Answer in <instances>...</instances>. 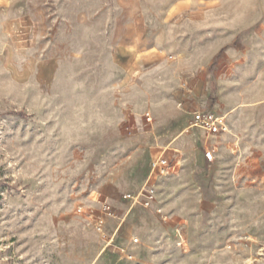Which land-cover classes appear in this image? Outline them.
Returning a JSON list of instances; mask_svg holds the SVG:
<instances>
[{"label":"rangeland","instance_id":"1","mask_svg":"<svg viewBox=\"0 0 264 264\" xmlns=\"http://www.w3.org/2000/svg\"><path fill=\"white\" fill-rule=\"evenodd\" d=\"M200 109L243 134L241 156L209 137L222 156L194 179L203 132L165 149L176 195L156 197L188 229L182 253L141 206L113 204ZM99 201L108 233L124 217L104 251ZM0 264H264V0H0Z\"/></svg>","mask_w":264,"mask_h":264},{"label":"built area","instance_id":"2","mask_svg":"<svg viewBox=\"0 0 264 264\" xmlns=\"http://www.w3.org/2000/svg\"><path fill=\"white\" fill-rule=\"evenodd\" d=\"M146 122H150L149 114H145ZM190 128L201 130L206 136L231 135L224 115L217 114L209 109H200L192 112V118L189 123ZM130 133V132H129ZM231 151L240 158L238 140L231 144ZM203 157L208 163L215 159L214 149L206 145L203 147ZM178 162L170 161L166 157L159 155L150 163L149 176L144 185L134 194L126 193L121 196L123 200L129 202V207L139 205L145 209L163 229L165 235L171 239L172 245L177 252H189L191 247L188 241V229L185 224L181 223L173 226L170 223L169 214L164 207L158 203L156 197V188L153 183L155 176H166L174 174L177 171ZM97 209H88L87 216L92 220V226L99 240L102 242V250H110L113 247L114 236L117 233L116 226L112 233L106 231V222L108 219H115V210L106 202H100ZM77 212L85 213L82 206H78ZM134 243L137 239L133 240ZM129 259L133 256L128 255Z\"/></svg>","mask_w":264,"mask_h":264},{"label":"crops","instance_id":"3","mask_svg":"<svg viewBox=\"0 0 264 264\" xmlns=\"http://www.w3.org/2000/svg\"><path fill=\"white\" fill-rule=\"evenodd\" d=\"M229 120H235V119H232V118H230ZM231 126V125H230ZM231 129H230V133L235 137V138H232V136H231V140H240V135L242 136L243 134H238V133H234L233 131H232V127H230ZM189 129H191L190 127H189V124L188 125H186L185 126V124H184V120H179L178 121V124H177V126H175V128H174V135L172 136V138L168 141V143L164 146V148H163V150H161V151H159L158 153V155L157 156H159V155H163V153H164V151H165V149H167L169 146H172L173 144H175L176 142H177V140L179 139H177V140H175L176 138H177V136H179L180 134H184V133H186V132H188V130ZM204 134V133H203ZM181 135V136H182ZM205 135V134H204ZM180 136V137H181ZM209 137H212V136H209ZM208 136H206L205 135V140H204V142H200V140H199V142L200 143H202L200 146H199V148L198 149H194V150H192V152L190 151V152H188V158H189V163L187 164V165H185V167H184V169H183V171H182V173H184V174H190V172L192 173L191 174V176L195 179V172H196V166L198 165H200L201 163L202 164H204L205 166H209L210 164H212L214 161H215V159L217 158V156L219 155V156H222V154H221V152L218 150V147H217V144H211V143H209L208 141H207V138H209ZM189 140V143H193V142H197V140H194L193 139V142H192V140H191V138L190 139H188ZM206 145H208V146H211L213 149H214V156H215V159H214V161L212 162V163H208L205 159H204V157H203V147H205ZM225 150V148H222V151H223V153L225 152L224 151ZM175 153H178L177 152V150H175ZM156 156V157H157ZM175 160H173V161H177L178 162V166H177V169H178V167H179V165H180V159H179V157H178V155L176 154L175 155ZM150 158H151V154H149V155H146L145 157H144V163H143V165H142V167H141V170H140V172L139 173H136V172H134L133 170L128 174V176H127V178L129 177V180H130V183H127V184H122V183H120L119 182V184L116 186L117 188H116V190H127V191H130L131 193H135V192H137L143 185H144V183L147 181V179H148V176H149V163H151V161H150ZM155 158V157H154ZM153 158V159H154ZM152 159V160H153ZM158 177H161V176H156V177H154L153 179V183H154V185H155V188H156V185H157V189L159 190L161 187H164V189H165V195L167 196V197H169V196H172L173 194L174 195H176L175 194V191H176V188H177V186H176V184L172 181V180H170V179H165V178H158ZM159 192V191H158ZM123 195V194H122ZM173 195V196H174ZM120 199H122V198H120ZM158 203H159V201H158ZM194 205L196 204V202H195V200H194V203H193ZM115 207H118L119 206V208H116V209H123L124 207H126L127 209L125 210V209H123V211L125 210V214H124V217L126 216V214L128 213V211L130 210V209H132V207L130 208L129 206H128V201H126V200H121V201H114V204H113ZM174 205H176V202L174 201V202H172V201H170V202H168V206L171 208V209H173L175 206ZM164 209L166 210V211H168L169 212V210L164 206ZM121 210H119V211H121ZM174 210H175V208H174ZM115 213H117L116 212V210H115ZM120 213V212H119ZM171 215V214H170ZM123 217V218H124ZM123 218H121V219H119L120 220V222H118L117 224H116V226H118V229H119V227H120V223L122 222V220H123ZM171 220H172V218H171ZM173 221V220H172ZM113 230H114V228L112 229V232H113ZM118 231V230H117ZM111 232V233H112Z\"/></svg>","mask_w":264,"mask_h":264}]
</instances>
